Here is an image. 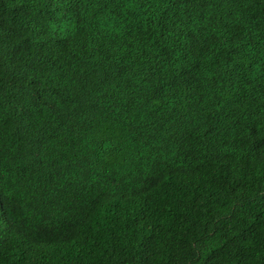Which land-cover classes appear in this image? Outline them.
<instances>
[{
    "label": "trees",
    "instance_id": "obj_1",
    "mask_svg": "<svg viewBox=\"0 0 264 264\" xmlns=\"http://www.w3.org/2000/svg\"><path fill=\"white\" fill-rule=\"evenodd\" d=\"M0 264H264V0H0Z\"/></svg>",
    "mask_w": 264,
    "mask_h": 264
},
{
    "label": "clouds",
    "instance_id": "obj_2",
    "mask_svg": "<svg viewBox=\"0 0 264 264\" xmlns=\"http://www.w3.org/2000/svg\"><path fill=\"white\" fill-rule=\"evenodd\" d=\"M141 2H147L148 0H139ZM188 0H159V4H164V5H172L176 6L179 8H182L186 5Z\"/></svg>",
    "mask_w": 264,
    "mask_h": 264
}]
</instances>
